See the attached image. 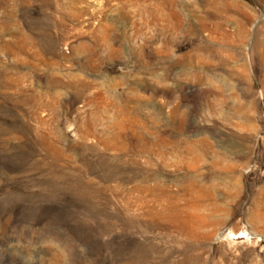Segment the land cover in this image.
I'll return each instance as SVG.
<instances>
[{
	"label": "rangeland",
	"instance_id": "rangeland-1",
	"mask_svg": "<svg viewBox=\"0 0 264 264\" xmlns=\"http://www.w3.org/2000/svg\"><path fill=\"white\" fill-rule=\"evenodd\" d=\"M0 264H264V0H0Z\"/></svg>",
	"mask_w": 264,
	"mask_h": 264
}]
</instances>
